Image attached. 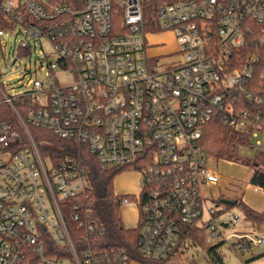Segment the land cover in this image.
<instances>
[{
  "label": "built area",
  "instance_id": "1",
  "mask_svg": "<svg viewBox=\"0 0 264 264\" xmlns=\"http://www.w3.org/2000/svg\"><path fill=\"white\" fill-rule=\"evenodd\" d=\"M146 1L0 0V47L17 53L12 66L30 61L15 76L19 91L0 71V264L135 263L123 249L89 244L105 228L84 205L85 152L102 169L140 172V191L122 208H140L145 256L171 255L186 224L237 255L264 245L256 229L226 234L240 218L206 196L220 176L201 145L204 126L219 118L264 151V0H170L158 10V30L146 19ZM163 31L177 43L167 58L148 42ZM42 39L52 53L36 54L33 67ZM35 129L72 141L76 154L54 162ZM68 210L84 228V245ZM45 233L58 246L50 253Z\"/></svg>",
  "mask_w": 264,
  "mask_h": 264
},
{
  "label": "trees",
  "instance_id": "2",
  "mask_svg": "<svg viewBox=\"0 0 264 264\" xmlns=\"http://www.w3.org/2000/svg\"><path fill=\"white\" fill-rule=\"evenodd\" d=\"M170 0H147L144 4L145 16L152 24L150 28L158 30L157 14L161 5ZM50 4H70L80 7V0H48ZM35 136L43 151L50 155L54 162H58L66 155L76 154V148L72 141L63 140L51 132L35 129ZM201 145L206 154L219 161H243L251 164V160H245L239 156L242 148H251L250 136L235 128L229 127L219 118H215L206 124L202 131ZM252 149V148H251ZM83 164L87 167L90 188L84 205L91 211V221L104 227V233L97 235L89 244L96 251L119 248L125 250L131 261L138 264H200L191 251H202L209 264H226L225 249L232 247L224 241L210 245L207 242V230L198 224H186L182 227V235L178 247L167 258L162 260L152 259L142 254L138 248V235L140 224L135 228H127L122 219V200L129 195H117L113 191V179L122 170L102 169L96 160L88 153L82 155ZM256 169L251 177V184L264 189V166L255 162ZM239 204L237 201L236 205ZM233 205L227 204V209ZM245 219L254 227L264 226V211H257L246 204H242ZM67 212L68 224L78 244L80 236L84 234V228H77ZM260 229V228H259ZM47 253L58 248L52 236L45 233L42 237ZM190 254L192 256H190ZM257 256H254L256 258Z\"/></svg>",
  "mask_w": 264,
  "mask_h": 264
},
{
  "label": "rangeland",
  "instance_id": "3",
  "mask_svg": "<svg viewBox=\"0 0 264 264\" xmlns=\"http://www.w3.org/2000/svg\"><path fill=\"white\" fill-rule=\"evenodd\" d=\"M149 44L153 45V53H167L177 49V43L171 32L163 31L148 36ZM18 42H16L17 44ZM52 53V46L46 40L42 39L40 44L33 47L32 66L38 67L40 63L34 60V56ZM17 53L7 46L5 49L0 47V71L4 73L3 80L7 84H13L15 90L19 91V78L15 76L22 75L26 66L30 64L26 57H19L15 66L11 65L12 60ZM58 72H56V75ZM40 77L41 72L38 69L36 74ZM62 82H68L70 77L65 74H58ZM239 156L245 160H251V164L243 161H226L215 160L212 158L209 167L219 173L220 180L217 184L206 187L205 194L209 199H213L214 203L221 208H227V204L222 200L239 201V204L233 205L229 212L239 216L240 220L237 224L226 228L227 235L234 232L248 231L256 229L259 236L264 238V226L254 227L245 219L242 204H246L254 210L264 211V189L251 184V177L256 169L255 162L264 166V151H255L251 148H242L239 150ZM141 174L137 170H124L119 172L113 179V191L117 195L137 194L140 191ZM140 208L137 205L125 207L122 210V219L127 228H135L139 225ZM216 240L215 242H217ZM226 264H264V245L254 246L250 251L237 255L233 250L225 249ZM200 264H209L202 251H191ZM190 254V256H192ZM254 256H257L254 258ZM138 264V263H134Z\"/></svg>",
  "mask_w": 264,
  "mask_h": 264
},
{
  "label": "water",
  "instance_id": "4",
  "mask_svg": "<svg viewBox=\"0 0 264 264\" xmlns=\"http://www.w3.org/2000/svg\"><path fill=\"white\" fill-rule=\"evenodd\" d=\"M222 203L236 205L237 201L222 200ZM225 227H227V224H225Z\"/></svg>",
  "mask_w": 264,
  "mask_h": 264
}]
</instances>
